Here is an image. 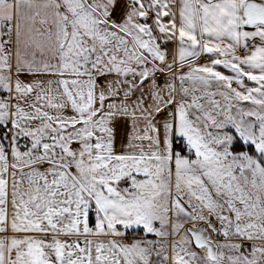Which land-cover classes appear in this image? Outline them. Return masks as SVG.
I'll list each match as a JSON object with an SVG mask.
<instances>
[{"label": "snow or ice", "instance_id": "1", "mask_svg": "<svg viewBox=\"0 0 264 264\" xmlns=\"http://www.w3.org/2000/svg\"><path fill=\"white\" fill-rule=\"evenodd\" d=\"M0 264H264V0H0Z\"/></svg>", "mask_w": 264, "mask_h": 264}, {"label": "rangeland", "instance_id": "2", "mask_svg": "<svg viewBox=\"0 0 264 264\" xmlns=\"http://www.w3.org/2000/svg\"><path fill=\"white\" fill-rule=\"evenodd\" d=\"M118 136H119V134H118Z\"/></svg>", "mask_w": 264, "mask_h": 264}]
</instances>
